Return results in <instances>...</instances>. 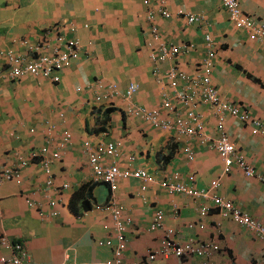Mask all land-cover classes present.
<instances>
[{"label":"crops","instance_id":"1","mask_svg":"<svg viewBox=\"0 0 264 264\" xmlns=\"http://www.w3.org/2000/svg\"><path fill=\"white\" fill-rule=\"evenodd\" d=\"M237 1L245 16L264 26V0ZM159 9L167 10L171 17L163 18L157 14ZM148 10L156 14L151 22L146 19ZM178 11L184 14L179 17ZM187 14L201 16L204 22L188 23ZM72 24L75 33L68 30ZM153 27L157 41L153 40ZM206 35L214 43L212 85L223 102L250 118L243 123L227 116L225 132L248 165L264 177V137L251 134L252 120L264 127V44L250 41L246 32L235 28L219 1L0 0L1 74L8 70L3 55L8 50L25 61L34 58L22 41H45L54 46L76 37L81 44L79 59L60 74L57 83L29 75L17 80L0 78V169L13 167L20 157L28 162L21 171L20 185L5 182L0 186V259L9 255L1 243L6 238L23 245L27 264H103L112 258L113 247L98 246L97 242L112 240L113 224L109 214L96 206L114 201L130 221L124 264H264V243L210 200L172 194L164 188L174 177L197 189L209 188L212 181L219 180L213 193L264 226L261 180L245 177L236 167L223 175L222 160L211 143L201 144L195 136L181 137L173 128H153L126 114L127 102L121 94L110 97L111 84H116L120 93L134 84L133 104L159 109L165 93L177 114L184 115L188 106L175 98L165 73L175 67L196 75L207 57ZM160 44L191 48L174 58L153 62L150 52L158 55ZM154 70L159 71L161 81ZM185 86L182 82L177 89ZM195 111L202 118L204 133L217 137L214 111L206 105L197 106ZM160 114L165 120L175 117L161 109ZM64 132L71 137L61 146ZM86 140L93 144L116 142L120 154L107 161L121 170H144L155 181L122 180L114 192L107 184L94 182L82 148ZM43 147L48 154L58 152L60 156L51 159L50 186L46 185L41 157H29ZM185 148L193 153L192 160ZM74 196L78 198L72 207ZM27 198L42 204L46 214L51 211L48 199L57 200L58 215L40 217L26 204ZM203 207L209 209L208 216L200 218ZM158 211L163 213V228L150 231ZM190 224L196 227L189 229ZM199 224L203 229L197 227ZM169 229L177 242L191 238L212 243L218 251L208 257L156 255L148 262V254L160 248Z\"/></svg>","mask_w":264,"mask_h":264},{"label":"built area","instance_id":"2","mask_svg":"<svg viewBox=\"0 0 264 264\" xmlns=\"http://www.w3.org/2000/svg\"><path fill=\"white\" fill-rule=\"evenodd\" d=\"M222 7L226 10L229 20L235 28L247 33L250 41H256L264 44V26L256 24L251 18L245 16L238 4L237 0H217ZM147 5L148 2L144 1ZM157 14L163 18H170L171 14L167 10L159 9ZM184 13L177 12V16ZM156 14L152 10L146 12V19L152 21ZM188 23H196L201 25L204 20L201 16L187 14ZM68 30L71 33L76 32V27L72 24L69 25ZM153 40H158L157 29L152 28ZM62 39V38H61ZM61 39H58L60 41ZM65 39V38H64ZM205 44L207 46V57L203 63L198 66L196 75L186 74L175 67L170 68L165 73V78L169 84L170 89L174 92L175 98L181 103L188 106V110L184 115H178L176 107L173 105L171 97L165 93L161 97V107L144 108L143 106L135 105L132 103V96L137 90V86L129 84V86L120 93L116 84H111L110 97L112 95L121 94L124 101L127 102L126 114L139 118L147 122L156 129H175L179 136H195L201 144L211 143L223 163L222 174L228 175L234 167L239 169L247 178L258 177L264 184V177L256 174L252 166L244 160V157L239 154L234 143H232L225 132V120L227 116L235 117L239 121L246 123L250 120L249 116L242 112L240 109L223 102L217 89L211 83L212 60L214 58V43L209 35L205 36ZM45 42V41H44ZM30 44L27 41H22L26 50L33 54L34 58L29 61L17 54L12 50L4 52V57L8 66V70L0 73V78L9 80H17L24 76L41 77L49 79L53 83L60 81V74L71 67L72 63L77 61L80 57L81 44L76 37L64 40L51 46L49 42ZM190 45L184 44L183 46L166 47L165 44H160L159 54L156 55L150 52V59L153 62H163L167 59L174 58L180 53H186L190 49ZM154 76L161 81L158 70L153 71ZM186 83L182 90H178L180 83ZM98 100V98H97ZM206 105L210 107L216 118L215 129L217 137L210 138L204 133V124L202 118L196 113L197 106ZM160 109L165 112L175 114L173 120H165L160 114ZM251 134L254 136L261 135L264 137V127L261 126L259 121L252 120ZM71 135L69 132L63 133V140L61 146L68 143ZM83 152L86 154L89 165L93 169V181L96 183L107 184L110 191L114 192L118 186V182L128 179H138L144 183H153L155 180L144 170H121L115 163L107 161L117 158L120 154L119 144L116 142L93 144L91 141H84L82 144ZM185 153L189 160L193 159V153L189 148H185ZM48 149L43 147L39 151H32L29 157L32 160L40 159L41 167L46 176V185L52 184V174L50 170L51 159H59L58 152L47 153ZM49 155V156H47ZM133 160L132 157L128 158ZM28 162L20 157L17 164L13 167H6L0 169V186L5 182H14L17 185L22 183L21 171L27 166ZM219 185V180H214L210 183L209 188L197 189L187 184L182 183L174 177L173 182L164 184L167 192L177 195H183L194 199H207L212 202L215 208L221 210L225 216L230 217L238 226L252 232L256 238L264 243V226L256 219L249 216L247 213L239 210L230 200H226L213 192ZM67 185H63V189ZM144 188V187H143ZM26 204L29 207L35 208L40 217L50 216L56 217L58 211L55 209L58 201L55 199H48L47 205L51 211L46 214L42 209V204H37L30 199H26ZM96 209L106 211L111 217L113 229L112 240H98V246L113 247L112 258L105 261L103 264H124L122 261L123 253L127 247L126 229L129 225V219L125 218L122 214L120 207L114 201L108 202L104 206H96ZM209 209L203 207L199 211L200 218L208 216ZM163 213L156 212L152 222L150 223L149 230H162ZM196 227L194 224L188 225L189 229ZM199 229H203V225H197ZM173 230H165L163 234V241L160 248L155 252H150L147 256L148 262H152L156 255L162 257H208L214 252L218 251V247L212 243L195 242L193 239H188L184 243L177 242L173 239ZM2 245L9 251V255L0 259V264H27L28 256L25 248L21 243L9 242L6 238H2ZM137 264V263H131ZM209 264V263H205Z\"/></svg>","mask_w":264,"mask_h":264},{"label":"trees","instance_id":"3","mask_svg":"<svg viewBox=\"0 0 264 264\" xmlns=\"http://www.w3.org/2000/svg\"><path fill=\"white\" fill-rule=\"evenodd\" d=\"M77 198H78L77 196L76 197L74 196L73 199L71 200V206L72 207H74V204H75V201Z\"/></svg>","mask_w":264,"mask_h":264}]
</instances>
